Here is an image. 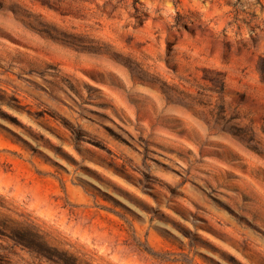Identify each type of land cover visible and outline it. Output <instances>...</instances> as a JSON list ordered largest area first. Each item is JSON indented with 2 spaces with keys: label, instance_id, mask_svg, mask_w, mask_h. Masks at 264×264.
Returning a JSON list of instances; mask_svg holds the SVG:
<instances>
[{
  "label": "rangeland",
  "instance_id": "rangeland-1",
  "mask_svg": "<svg viewBox=\"0 0 264 264\" xmlns=\"http://www.w3.org/2000/svg\"><path fill=\"white\" fill-rule=\"evenodd\" d=\"M0 264H264V0H0Z\"/></svg>",
  "mask_w": 264,
  "mask_h": 264
}]
</instances>
